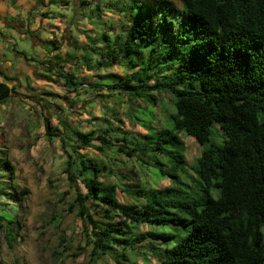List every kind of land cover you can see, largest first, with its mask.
Segmentation results:
<instances>
[{"label":"trees","instance_id":"trees-1","mask_svg":"<svg viewBox=\"0 0 264 264\" xmlns=\"http://www.w3.org/2000/svg\"><path fill=\"white\" fill-rule=\"evenodd\" d=\"M119 1L117 10L129 17L119 34L108 41L101 34L103 44L91 51L99 56L97 67L122 60L131 71L105 88L122 91L143 109L168 95L173 111L169 127L156 132L72 131L79 142L72 147V173L85 191L76 188L69 210L82 219L90 257L97 260L113 245L133 248L131 237L120 235L144 224L146 242L136 246L143 260L124 264H264V0ZM57 75L79 90L72 73ZM11 91L0 82V100ZM180 133L202 146L192 171ZM93 140L107 148L118 142L117 152L150 166L155 183H168L103 182L99 177L113 168L75 149ZM3 167L12 179L13 167L8 161ZM115 175L128 177L119 170ZM117 187L132 200L121 203ZM91 204L102 206L104 220L93 216ZM0 220L11 246L13 220Z\"/></svg>","mask_w":264,"mask_h":264},{"label":"rangeland","instance_id":"rangeland-1","mask_svg":"<svg viewBox=\"0 0 264 264\" xmlns=\"http://www.w3.org/2000/svg\"><path fill=\"white\" fill-rule=\"evenodd\" d=\"M18 1H32L36 7L24 15L19 14V6L12 7L18 16H7L8 21L18 27L21 26L20 17H28L30 23L35 18H44V23L37 31H26L23 36L14 32L12 37L16 44H9V47L6 42L1 44L0 53L5 59L19 64V56L14 57L16 51L17 55L21 54V61L30 65L23 66L21 76L16 74L17 81L11 83L12 91L0 100V169L4 171L3 163L8 161L13 167V177L11 179L7 175V179H18L23 185L5 184L13 195L7 198L5 195L8 192L2 194L7 200L16 202L20 198L16 189H20L21 193H32L45 204L39 218L44 220L41 228H47L50 239L45 245L47 254L43 264H124L134 260L141 263L143 257L136 246L146 242L142 241V236L149 228L144 224L132 226L129 232L120 235L131 237L133 248L113 245L110 253L101 255L97 260L90 257L92 242L84 234L82 219L69 210L76 188L82 193L85 191L80 176L72 171L76 156L72 147L79 144L72 131L85 133L112 126L114 131L110 136L156 132L170 125L167 114L173 111V107L169 96L161 95L154 106L147 103L143 109L141 103L130 99L122 91L105 88V84L124 79L131 71L122 60L97 67L99 56L91 51L92 46L99 48L103 44L99 41L101 34L107 35V41L112 40L120 33V22L129 17L128 12L119 13L116 2L105 7L114 12L118 19L104 22L99 17V4L90 7L93 0H51L44 5L36 3L37 0ZM145 1L152 3L156 0ZM171 1L179 6L178 0ZM42 6L48 12V16L43 18ZM34 36L40 37L41 45H33ZM58 71L72 73L81 82L79 90L64 84L62 77L57 75ZM96 82L102 86L94 85ZM214 134L220 136L215 127ZM179 137L184 143L188 171H192L189 167H195L202 146L183 133ZM117 143L107 148L93 140L88 146L75 149L113 168L114 172L99 177L105 183L112 181L124 186L137 179H143L146 185L158 187L168 183L167 179H159L155 183L151 167L136 161L132 155L117 152ZM113 157L116 164L112 162ZM119 160L121 166L117 162ZM117 170L128 177L116 176ZM116 195L121 203L132 200L119 187L116 188ZM101 209L102 206L89 205L93 216L104 220ZM0 222V230H3L0 232V248L6 244L11 249L12 245L7 244L4 236L5 221ZM14 224L17 229L15 233ZM20 227L19 220L13 221L10 226L14 239L19 236L23 242L28 237L26 233L18 231ZM0 264L5 262L0 261Z\"/></svg>","mask_w":264,"mask_h":264},{"label":"clouds","instance_id":"clouds-1","mask_svg":"<svg viewBox=\"0 0 264 264\" xmlns=\"http://www.w3.org/2000/svg\"><path fill=\"white\" fill-rule=\"evenodd\" d=\"M115 2L116 0H93V4L90 7H95V4L98 3L100 6V20L114 22L118 17L114 12L109 11L105 5ZM7 175V173L0 169V189H2L0 191V215L14 222L19 220L21 227L18 231L21 234L26 233L28 239L21 242L19 236H16L14 240L10 241L12 243L11 249L5 244L0 248V261H4L5 264H43L47 254V247L45 245L50 239L47 228H41L44 220L39 218L40 214L45 210V204L42 200H37L32 193H21L20 189H16V193L20 197L16 202L7 200L2 193L11 190L6 188L5 184L10 183L14 186L21 184L15 178L9 181ZM21 187H23L22 184ZM13 231L14 233L17 231L15 224ZM0 232H3V230H0ZM40 232H43V235H40Z\"/></svg>","mask_w":264,"mask_h":264},{"label":"crops","instance_id":"crops-1","mask_svg":"<svg viewBox=\"0 0 264 264\" xmlns=\"http://www.w3.org/2000/svg\"><path fill=\"white\" fill-rule=\"evenodd\" d=\"M48 1L51 0H37L36 3H41L42 5L48 4ZM14 6H19V14H25L28 10L35 8L34 2L30 1L28 2H20L18 0H0V49L2 48L1 44L8 43L9 44H16L15 39L12 37V34L14 32L20 33V36L25 35L26 31H37V29H40L44 23V18L45 16H48L47 10L44 8V6L41 7V13H42V18L43 20H38L34 19L32 23L29 22V18H21L20 17V23L21 26L18 27L16 24H13V22H10L7 20V16H13L17 17L18 13L15 9H12ZM24 33V34H23ZM39 35V34H38ZM33 40V45H41L40 42L41 39L38 36L32 37ZM13 50L14 47H12ZM14 57H18L19 64H13L11 61L8 59H5L4 55L0 53L1 58H0V82L6 83L9 87H11V83H15L17 81V75L21 76L23 66L26 65L30 66L27 64L24 60L21 61V54L17 55L18 52L14 51ZM34 65V64H33ZM31 65V66H33ZM14 75V76H13ZM7 78V79H6Z\"/></svg>","mask_w":264,"mask_h":264}]
</instances>
